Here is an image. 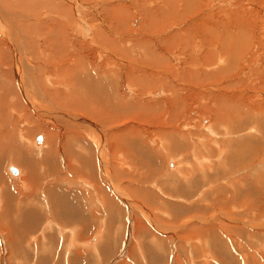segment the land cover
Listing matches in <instances>:
<instances>
[{
    "label": "rangeland",
    "instance_id": "374dc122",
    "mask_svg": "<svg viewBox=\"0 0 264 264\" xmlns=\"http://www.w3.org/2000/svg\"><path fill=\"white\" fill-rule=\"evenodd\" d=\"M3 1L4 0H0V9L2 11H4V12L8 11L9 13L13 14L16 10H18V4L17 3H19L20 0H18L19 2L17 0H6V3ZM78 1H80V0H78ZM208 1L210 3H208ZM63 2L66 3L67 8H68L67 12H66V18H65L66 20L64 21V23L67 24V29L65 28L66 34L68 35V41L70 43V46H72L73 49L75 48V50H73L72 47H70V46L68 47L71 49L69 51L73 52L72 55L75 54L76 51H79L78 56H80L81 58L83 57V59L84 60L86 59L88 62H90V64H92L94 61L98 62L99 60L100 61L98 63L96 62L97 64L103 63L106 61L104 59H108L109 57H111L110 59H112V57H113L114 62H109L111 60H109L108 62H109L111 67H114L112 69H114L115 72H118V73L121 71H130V70H132V71L135 70L137 72L139 70H142V71H147V73H150L151 71L153 72V70H155V72H157L155 77H154L156 79V83H153L152 86L151 85L147 86V89L140 90L137 86L133 87V85L130 84L131 86L130 85H125V86L119 85V88L117 86H115L113 89L114 90L113 92H115L114 94H116V91H117L116 89H118L119 93H121V94L126 93L125 99H127L129 102H131L133 104H135L136 100L139 99V98H137V99H135V98L139 97V96L141 98L143 97V100H139V101L152 103V104L159 103L162 105H164L166 103L168 104V102H171V99L174 100V98L176 97V99L174 101L176 102V104L178 103L179 106L176 105L175 102H173L172 107H171V105L168 106L166 104L167 105L166 108H163V109L160 108L159 110H156V111L150 110L151 112H148V111L143 110V116L145 114V115H147V118L145 121L142 122L143 126L140 123H138V124H140L142 127L145 126V128H149V129L150 128L151 129H157V128L158 129H161V128L164 129L165 126L168 130H171V128L172 129L174 128L173 130L177 131L178 133L176 132V134H174V136H171V138H173V140H175V141H174V143H170V140H169V143L171 144L170 146L174 147V145L177 144L176 141L178 139H179L178 143H180V141H182V140L183 141L181 142V145L179 147H176L174 149L175 151L173 149L172 150H164L163 146L164 145L167 146L169 144H165V143H163V141L167 142L168 138L171 139L170 136L168 134H167L168 136L165 134L166 135V137H165L163 133H162V136H161V134L159 136L158 135L151 136L150 139H148V142L146 145L147 147L145 150H147V152L140 150L138 153L136 150H133L134 154L132 153V155L134 157L132 156L133 159L132 158L131 159L135 163L137 162L136 164H138V165H140V160H141L143 162V163L141 162V165L143 164V166L144 165L145 166L144 167L142 166L143 168L141 167V165H140L141 168L138 166L139 169L136 170V172H135V170H133L130 166L131 160L129 159V157L128 158L125 157L126 163H124L122 165L123 167L122 166L119 167L118 171H120V172L119 173L116 172V173H118L117 176L113 172V169L111 167V161L112 160L114 162L116 161V158H118L116 156V153L118 151L123 154L122 155L123 157H124V155L126 156L127 154L122 150L125 148L124 147H121L122 149L119 148L118 151H115L116 153H113L114 155L112 153L110 154V151L107 152L108 153L107 154V156H108V163H107L108 167H107V169L109 170V173L111 172L110 173L111 175L109 177L112 180L114 178L115 181L116 180L119 181V182L116 181L118 183L117 189L122 187L126 191L125 196L119 195L118 193L114 192V194L118 197L115 200V205H117L116 209L119 211H117L115 209L116 211H114L112 213L111 211L108 210L109 208L104 203L103 199H105V198L102 199L103 200V204H102L101 198L93 197L94 201L96 200L95 205L97 204L96 205V208H97V216L96 217H90L88 215V213L85 211L84 216L81 214L82 218H77V215L75 214V213H77V211H76L75 213L70 212L69 215H73L74 218L68 217V221L65 222V219L62 218L63 216L57 214L56 220H58L59 222H64V226L62 225L61 226L62 228H60V225L56 221H54L52 219L48 221V219L44 218L45 213L42 212L41 201H40V195L41 194H39V197H38L39 199H37L38 203H37V201L32 200L31 204L29 206H33L34 208H37L38 210L40 209L41 211L39 210L40 212L38 213L40 216L39 219L40 220L43 219V221L41 220L42 222H40V220H37L39 222V223L37 222L38 223L37 229H39V227H41V228L39 230H36L34 228L33 229L34 234H31L30 237L33 238V236H34L35 242L38 243V241H39V244L40 243L43 244V242L45 244H46V242L48 243L46 245L45 244L42 245L44 247V248L42 247V249H40L39 244L37 245V247H38L37 250H39V251H36L38 253L36 255H38V257L41 255L38 258L40 261L38 259L34 260V258H33L34 252H32L33 250L28 248V246H27V249H25L24 251H23V249H16V247H14L15 245H12L14 243V238H15L14 235H10L11 238L7 239L5 232H2V230L0 229V264H9L10 260L11 259L13 260V257H15V259L12 261L14 264L15 263L21 264L22 262H23L22 264H32V263L36 264V262H40V264H67V262L69 260L74 261V263L71 262V264H123V262H124V264H145V263L146 264H204V263L205 264H264V119H263L264 116L258 115V117H257L258 120L251 119L254 116L252 117L250 115H245L244 119H242V120L240 118H238L239 116H237L238 120L234 119L232 121L231 118L233 115L236 117V114L238 115V113H240L239 115H241V113L243 111V109L239 110L238 107H235V105L237 103L241 104L240 102H242V101H243V103H246L248 101L247 96L243 95V94L244 93L251 94V92L249 89L247 90V88L244 86L243 87L242 86H237V87L235 86V87H226V88L221 87L222 85H224L223 83L225 81V80L223 81L222 79H224L225 78L224 75H227V74H225L226 71L224 73H220V74H218L219 72H217L218 70L224 71V67H226L225 69H227L229 67L228 68L229 71H227V73H229L232 70V68L233 69H240L239 71L241 74L244 73L243 71L246 68L248 69L246 74L249 73L250 75H251V73L249 71H251V72L252 71H256V72L258 71L257 73H260L261 72L260 70L263 69L262 70V72H263L264 68L261 65L264 63L263 62L264 61V39H261L260 36L259 37L257 36L256 38L254 36H250L249 41L232 40L231 45H230V46L233 45L232 51H238L237 53L239 56V61L236 64L234 63V65H231L227 61L225 62V60L227 58L226 55L223 56V59H218V60L215 59V61L211 62V60H213V58L211 57L212 53L208 54L205 52V50H199V51H196V55H193V59L195 62H197L196 64L200 65L199 67L197 65L195 67V64L190 63V61H192L193 59H191L188 62V64H189L188 66H186L185 63H184L185 65H184L182 63L183 62L182 60L187 59V55H185L187 52L183 51L182 53L180 52V53L176 54V56L174 55L172 57L170 56L168 59L167 58L163 59V62H164V63L162 62L163 66L161 65L160 67H157V68L156 67L151 68L150 66H153V65L151 63H149V61L146 59V58H148V56H146V55H144L145 57L143 55L141 56V53L137 50H135V52L132 51L135 47H131L133 45L131 42L134 43V42H139L142 40V43H143V42L149 41V39L153 42L154 40H156L160 37L166 38L167 40H170V41L171 40H174V41L177 40L175 42H179V37L181 35H182V37H186V35L184 36L183 34H185V33L187 34L186 31H184L183 34H182V32H179L181 30L183 31V29L187 25V23L183 22V21H181L180 23H177L174 20L171 21L172 22L171 25H169V24L164 25L162 30L159 31L158 33H157V31L151 32L150 30H148V28H149L148 24L150 23V20H151V16H149L150 12L152 13V15H154L156 13L154 16L160 15L159 17H163L165 15V18H168L167 15L165 14L168 11V6H167L168 3L166 2V0H81L80 3L83 2L82 5L84 4L86 7H81V5H79V7L78 6L76 7L75 5L73 6L74 0H68L67 2L65 0ZM162 2L165 5L162 4ZM195 2L197 5L201 2L200 7L198 8L199 9L198 12L202 13V12H206L208 10L214 9L215 7H218L217 5L221 2V0H201V1L196 0ZM243 2H244V4H243ZM253 2H254V4L252 3V0H250V1L248 0V2H246V0H235L234 2H232V1L230 2V6L232 9H239L240 6L245 5L243 8L240 7V9L242 11L241 14L243 15V17H245V18L248 17L247 19L250 18L249 20L250 21L252 20L253 24H257V26H259V23H261L262 26H264V16H263L264 15V0H253ZM8 3L14 9L6 10V9L2 8V6L3 7L5 5L8 6L7 5ZM2 4H4V5H2ZM114 5H116L119 8L118 9L119 11L121 10V12H126V13L128 12V14H129V17H128L129 20L127 19L128 21L126 24L127 25L126 30H124L125 27H121V29L119 30L118 25H117V29H114V31H110L111 29L108 27L104 28V26H107L109 24L107 21L109 19V15L111 14L109 9H111ZM119 5L121 8L119 7ZM238 5H240V6L238 7ZM164 6H166V7H164ZM249 6H250V8H248ZM244 8H246L245 9L246 13L244 12ZM247 8L249 10H247ZM250 9H252V10L250 11ZM257 10H258V12H257ZM43 12H45V11H43ZM198 12H194L191 15H194ZM243 12L245 13L246 16L244 15ZM252 12H253V14H252ZM74 13H80V15L83 18L88 20L91 24H95L96 27L94 25V27H92L91 29H88L87 25H85V24L83 25V23H82L81 26L82 25L85 26V28L88 29V31H86V33H87L86 35H84L83 33H80V31L78 29L76 30V25L73 23ZM69 14H72L73 16L72 15L70 16ZM116 15L117 14H115V16ZM28 16H30V15H28ZM148 17H150V19ZM252 17H254V18H252ZM255 17H256V19H255ZM39 18L40 17H38V19H37V23H39V21L40 22L43 21V20H41V18L40 19ZM69 18H70V20H69ZM100 18L104 19V21H107V23L104 22V25H102V23L100 24V22H99ZM75 19H76V21L79 22V19H77V18H75ZM30 20H31V22H34L32 19H30ZM20 21H21V17L18 16V17H16V20L14 22L16 23V22H20ZM27 21H29V20L27 19ZM27 21H26V19L25 20L23 19V23H27L26 25L29 24ZM71 21L73 24H71ZM147 21H148V23H147ZM67 22L68 23L70 22L69 23L70 26L68 25ZM78 22H76V23H78ZM55 25H57V26L55 27ZM74 25H75V27H74ZM17 26H18L17 31L20 33L22 40L24 39L22 42L26 47L28 45V43H27L28 38L30 36L32 37V34H34L35 31H36L35 34H37V32L39 34V32H40L39 28L37 29V26H35V29H36L35 31L33 30L34 28L29 27L30 29L25 28L26 29L25 31H27L28 33L24 35V34H21L22 32L19 30V26H21V25H17ZM52 26H53L55 31L56 30L60 31L61 30L60 27H64L56 21L54 23H52ZM58 26H59V29H58ZM160 27L161 26H159L157 28H160ZM15 28H17L16 25H15ZM97 28H98V30H97ZM31 29H32V32L30 31V33H29V30H31ZM100 30H105V32L107 30L108 32H106V34L109 35V37H110L109 39H111V41L114 42L115 46L117 45V43L120 44L119 47H121V49H124L122 51L124 53L121 54L122 52L114 51L112 49V47H111V52H106V51L99 52L100 49H105V50L109 49L108 51H110V46L107 45L104 40L99 39L94 35V33L96 31H100ZM73 31H76V32H73ZM56 32L53 31L54 35L56 34ZM92 32H94V33H92ZM89 34H90L91 38H93V39L97 38V39H95V42L97 41L96 44H93L90 41V39H88L90 37ZM179 34H180V36H179ZM59 36H60V40H61L62 35L58 34L57 38ZM176 37H177V39H176ZM0 38L2 39L3 37L0 36ZM233 42H235V43H233ZM73 43H77L78 45L77 44L74 45ZM130 43H131V45H130ZM237 44H238V46H237ZM38 46H39L38 49L40 50V48L42 47L41 43H39ZM75 46L76 47L81 46L82 51L77 49ZM84 47H86V48L83 49ZM127 48H129V49H127ZM93 52H94V55H93ZM112 54H113V56H112ZM56 55H61V54H56ZM56 55L54 54L51 56V57L54 56L53 58L56 60L49 61L50 67L46 68V69H48L47 70L48 72L51 71L53 69V67H55V69H57V66L61 65V63L59 61V57ZM183 55H185V56H183ZM241 55H242V57H241ZM253 55H255V56H253ZM39 56H41V53H39ZM55 56H56V58H55ZM202 56L204 57V59ZM257 57H259L258 62H254L253 59H255ZM53 58H50V60H52ZM244 58H245V60H244ZM207 59H208V61H207ZM166 60H167V62H166ZM35 61H39V59L37 60V59L33 58L32 62H35ZM243 61H245V62H243ZM51 62H52V64H51ZM111 63H112V65H111ZM221 64H222V67H221L222 69L218 67V66H221ZM237 64L240 65L241 67L238 68L239 66ZM115 65H116V67H115ZM214 66H216V67H214ZM128 67H131V69ZM177 67L180 69V71H181L180 73H178L179 70H176V69H178ZM191 69H194V70H191ZM206 69H208V71H206ZM209 69H212V71ZM215 69H217V71ZM187 71H188V73H194V74L197 73L195 82L202 79L201 75L204 76L203 78H205V79H203V81L201 83L202 85L204 84L203 87L201 84H200L201 85V87H200L198 82L196 85L190 84V82H189L190 77L188 75H186V74H188ZM183 73L185 74V76ZM206 73L208 74L207 77H205ZM209 74L211 76H209ZM246 74L244 73V75H241V76L237 77L236 79L239 80V78H240V80L242 81L246 77ZM41 75H43V73H41ZM161 75H162V77H161ZM216 75H217V77L219 76V78H217ZM257 76H258V74H257ZM163 77L168 79L167 80L168 82H166L165 80H162ZM211 77H213V80L216 83L218 81L220 82V80H221L222 83L220 82V84H222V85H219V82L217 84L213 83V80L211 79ZM182 78H184V79H182ZM214 78H217V79L215 80ZM220 78H222V79H220ZM205 80L207 82L206 84H205ZM231 80L233 81V77ZM171 82H172V85L174 87H176L177 89H175L174 87H172V88L168 87ZM241 83L244 84L243 81ZM97 84H99L97 86V87H99V89L97 88L98 93L101 92L102 89L103 90L105 89V87L103 85H100L101 84L100 82H97ZM247 85H249V83ZM254 85H255V83H254ZM127 86H129L130 89L132 90L131 93H129L127 91V89H126ZM109 88H110L109 94L110 93L113 94L111 87H109ZM215 88H217V89H215ZM189 89H195L197 91H192V90L190 91ZM141 91H144V92H141ZM67 92H69V89ZM216 92H217V94H216ZM218 92H220V93H218ZM227 93H229V94H227ZM252 93L259 94L260 96L261 95L264 96V92L260 93V91H253ZM86 94H88L87 89H86ZM133 94H134V96H133ZM200 94H202L201 97H200ZM207 94H209V97H206ZM224 94L232 95L233 97L231 96L230 99H222V96ZM210 95H211V97H210ZM236 95H240L241 100L238 97H236ZM44 96H45V94H44ZM245 96H246V98H245ZM183 97L186 100L185 99L183 100ZM212 97H214V98L212 99ZM102 98H105V97H102ZM205 98H207V99H205ZM234 98H237L238 102L233 100ZM107 99H109V98L107 97ZM198 99H202V100H198ZM177 100H179V101L177 102ZM196 100H198L199 102H196ZM163 101H165L164 104L162 103ZM194 102H195V104H194ZM107 103H108L107 101L100 103L99 104L100 109L108 108ZM201 103L206 104V105H204V108H203V105ZM214 103H216V104L218 103L217 104L218 112H214V110L216 111V108H217L216 104H214ZM174 105H176V107L177 106L180 107V108L177 107L179 112H181L180 114L177 111L174 112L176 110L175 109L176 107ZM210 105L211 106L215 105L216 106V107H214L215 109L213 108V106L210 108ZM54 106L56 107L55 104H54ZM134 107L136 108L134 110L135 112H137L138 110L140 111V109H141L137 106V104L133 105V108ZM225 107H227V108H225ZM61 108H65V107H61ZM61 108H58V109L60 110ZM209 108H210V110H209ZM205 109H208V110H205ZM62 110L65 112L67 110L69 116H72V117H67V118L65 117L64 118V117L54 116L55 118L53 117V120L48 119V120H46L45 123H47L48 126L50 124H51L50 126H53V125H55L56 127L59 126L60 128H58V127L57 128L59 129V132L61 135H63V134L67 135L68 139L71 137L72 140L69 139L70 142H68L70 144V145L69 144L68 145L70 148V157H71L69 159H70V162H72L73 165L76 167L80 166L79 165L80 163L78 160L79 154H81V155L85 154V152L82 150L83 148L86 149L85 147H88L87 148L88 151L91 154L94 153V148L91 145L86 146V143H87L86 141H90L86 135V129H87L86 126L87 125H85V124L87 122L93 123L100 128L99 131H101L100 134L102 136V140H103V143L105 144V147L107 144L106 139H108L106 136L107 132H109L111 130L114 131L115 129H116L115 131H119L122 128H124L130 124V123L128 124V122L130 120L128 122L127 121H125V122L121 121L119 123H118V121L117 122L114 121V122L109 123L110 126H108V124H105V126H104L100 122L99 117H97V118L91 117V115H93V116L96 115V112H97L96 109H94L95 112L91 115H89L88 110L84 111L82 108H77V109L66 108V109H62ZM212 110H213V112H212ZM193 111H194V113H193ZM209 111H211V112H209ZM221 112H223V113H221ZM31 113H33V112H31ZM128 113H130V112H128ZM172 114H173V116H172ZM36 115L40 117L39 113L35 110L34 111V117L32 116L33 118L30 117V119H29L30 126H29V124H27L28 126L25 124L28 128L32 127L31 129H33L34 128L33 124L35 125L37 122L36 119L39 120V118H36L37 117ZM76 115H77V117H76ZM174 116L175 117L177 116V118H175V120H174ZM201 117H203V118H201ZM153 118L156 120H154ZM169 118L172 119V121ZM219 118H222V119H220L221 122L219 121ZM33 119L36 122H34ZM189 119H190V121H189ZM164 120H166V121H164ZM212 120H213V122H212ZM214 120L216 123L214 122ZM32 121H33V123H31ZM133 121L135 122V120H133ZM228 122H230V123H228ZM48 123H50V124H48ZM132 124H136V123H132ZM216 124L219 126H217ZM228 124H229V126H227ZM65 125H66V127H65ZM245 125H246V127H245ZM162 126H164V127H162ZM225 126H227V127H225ZM106 127L108 129H106ZM116 127H118V128H116ZM231 127H232V130H231ZM237 127H238V130H237ZM241 127L243 128L242 130H241ZM216 128H218L219 130L216 131L217 130ZM223 128L224 129L226 128V129L224 130ZM76 131H77V133H76ZM231 131L233 132V134L231 133ZM183 132H185V133L183 134ZM187 132L189 134H187ZM31 133H32L30 135L31 138H30V136H28L29 140H27V138H25V140H27V141L23 142V147L27 146L28 148L30 147L29 149H32L31 148L32 145L30 142L28 143V141H31L33 137L35 140V142H34L35 147L42 146L43 140H44L43 139L44 134L43 133H37V135H36V131H33ZM66 133H68L69 136ZM151 133L153 134V132H151ZM75 134H77L78 137ZM122 134H124V132ZM145 134H147V133H145ZM202 134H204V135H202ZM208 134L210 136H207ZM65 135H63L64 138H66ZM37 136H42V140L40 142H37V140H36ZM110 136H114V133L111 132ZM188 136H190V137H188ZM191 136L193 138H191ZM203 136H204V138H202ZM224 136H225V138H224ZM140 137H142V136H140ZM187 137L189 138L190 141L187 140L188 139ZM76 138H78V139H76ZM211 138L212 139L215 138L216 140L218 139L219 142L214 141L215 139H213L212 141H214V142H212L210 140ZM233 138L235 141L233 140ZM224 139H227L226 143H224L226 141ZM194 140H195V142H194ZM161 141H162V143H160ZM207 141H211V142L206 143ZM183 142L184 143L186 142L187 144L186 143L184 144ZM75 143H77V144H75ZM90 143L93 144L92 141H90ZM71 144L73 145V147ZM199 144H201V145H199ZM207 144H209V145H207ZM78 146H79V148H78ZM79 149H81V151ZM82 151H83V153H82ZM111 151H113V150H111ZM167 152H168V154H167ZM31 153H33V151H31ZM145 153H147V155ZM138 154L141 156V157L139 156L140 159L137 156ZM147 156L149 157L148 159H147ZM232 156H234V157H232ZM162 157H164V158L162 159ZM143 158H145V159H143ZM117 161L120 162V160H117ZM52 162H55L53 160V158H52ZM66 164H67V162H66ZM125 164H127V165H125ZM8 165H10V166H8ZM8 165H7L8 168L11 166H14L17 169V173L13 174L10 171V168L9 169L6 168L5 169L6 173L4 170L5 176H6V174H7V176L10 175V177H12L10 179H14L16 186H17L18 185L17 183H19V180H17V178L19 176V168H18L19 166L18 165L16 166V164L15 165L14 164H8ZM77 165H79V166H77ZM95 167H96L95 171H92V172L90 171L86 176H90L89 181L94 180L93 181L94 183L101 186L100 192H102V194H105V192H106L108 195V193H110L109 192L110 187L113 186L111 184L112 182H109L107 180L106 173H104V171H102V169L99 167V165H97ZM60 168H61V166H60ZM234 168L236 169V171ZM129 169L131 170L132 173L129 172L130 171ZM143 172L147 173V175H145L144 178H146V179L148 178L149 182H142L140 184H137L134 181V178L137 176V173L139 174V173H143ZM91 173H94V176H92ZM135 173H136V175H135ZM83 174H84L83 169H80L78 172H76V174L74 172H70V174H69L70 180L69 181H62L61 183L59 182L58 186H51V188H53V189L50 188V193H51V195H53V194L57 195V196L55 195V198L57 197L60 206L66 204L65 208H60V209H62V211H66L68 213L69 209L72 208L71 205L76 206L78 204V201L81 200V198H82L81 195H79L78 193L73 195L72 193L70 194V192L67 195L66 190L70 189L69 186L72 184V181L77 178V176H80ZM63 175H64L63 169H62V171H60V169L57 168L56 174H54L53 177H51L49 179L47 178L46 180L41 182L42 185L40 184L41 185L39 187L40 190L41 191L44 190L46 187L49 186V184H53L50 181L54 182L55 179H57ZM119 177H120V179H119ZM189 177H192L191 180ZM15 178H16V180H15ZM201 179H203L204 181ZM206 179H207V181H206ZM210 179H212V180H210ZM143 181H145V179H143ZM81 184H83V183L77 180V183H75V184L73 183L72 185H75L74 187H77V188L85 189V191H88L87 189H90V191L92 193L91 187L89 188V186H86V185L84 186ZM109 184H111V186ZM238 184H240L241 186ZM132 186H135V187L139 186V187L136 188V190L131 191ZM157 186L160 189L157 188ZM62 187H63V189H60ZM22 191L26 192V193L29 192L27 189H22ZM236 191L239 193H237ZM58 194H60L61 196ZM62 195H64V197H66V198L69 197L68 200L64 199V198L62 199ZM130 195H131V197H129ZM126 196H128L129 199L125 198ZM141 196L144 197L143 199L146 200L147 202H149V204H150V206H149L150 208L149 209L146 208V210L147 209L150 210V211H148V210L147 211L149 213L151 212L150 214L152 216L155 215L156 213L158 214V215L156 214L158 216V218L156 217V220H155V218H154V220L159 221L160 224H158V222H156V225H159V227H161V228H154V226L152 224H150L148 222V220H146V218L145 219L143 218L142 212L140 211V209L137 206H134L135 204L132 201V199L141 201V200H143ZM108 199L111 201L110 197H108ZM124 199L127 201H125ZM129 200H130V202H129ZM82 201L85 202L84 200H82ZM120 201H121V203H120ZM165 201H166V203H165ZM58 202H57V204H58ZM68 202H71L72 204L68 203ZM13 203H15V202L13 201ZM61 203H63V204H61ZM95 205L93 203H91V206L94 209H95ZM86 207H87V205H86ZM86 207H84V205H83L84 210H86ZM119 207H121V208H119ZM153 207H155V208L152 209ZM143 208H144V206H143ZM84 210H82L83 213H84ZM153 210H154V212H153ZM62 211H60V212H62ZM159 212H161V213H159ZM172 212H173V215L171 214ZM41 213L43 214V216ZM138 213L141 215V217H139L140 215ZM25 214L26 213L23 212L22 215L24 216ZM75 215H76V217H75ZM135 215H137V216L139 215L138 218H141V222L143 224L148 225V229H144V228H142L141 230L138 229L136 223H133L134 220H137ZM125 216H128V217H125ZM171 217H172V219H171ZM18 220H19L18 221L19 223L21 221H23L22 217H20V218L18 217ZM119 221H121V222H119ZM49 222H51L50 225L48 224ZM107 222H108V224H106ZM161 223L165 224L166 228ZM67 226H69V227H67ZM133 226H135V227H133ZM26 228H29V227H26ZM26 228L23 229L21 226L20 227L17 226V228L15 230L17 231V234H19L18 236H21L24 239L29 238L25 234V231L27 230ZM133 228H134V230H133ZM145 228H147V227H145ZM29 229H31V228H29ZM143 229H144V231H143ZM160 229L163 230L162 233H160L161 232ZM174 229L176 231H174ZM207 229H209V230L207 231ZM56 230H57V232H56ZM166 230H167V232H166ZM34 231H36V232H34ZM171 231H172V233H171ZM149 232H151V233L157 232L156 234L160 237L158 239V241L154 240V238H152L153 237L152 234ZM30 233H32V232L29 231L28 234L30 235ZM48 234L52 236V238H53L52 242H50L47 238H46V240H43V238H45L46 236H49ZM73 234H75V235H73ZM146 235H148L147 238H146ZM71 236L74 239L73 240L74 246L73 247L71 246L70 247L71 249L70 248L68 249L67 244L70 241L69 237H71ZM94 237L98 238V239L96 241L92 240ZM2 238H4V239H2ZM149 238L151 241L149 240ZM172 238H174V239H172ZM20 239L21 238H18L16 236V242H17V240L19 241ZM86 241L88 242V244H85ZM5 242L7 244H5ZM150 242L153 243L154 245L151 244ZM8 243H9V245H8ZM10 243H11L12 247L10 246ZM99 243H100V245H99ZM129 243H130V245H129ZM93 244H98L96 246L98 248L90 246ZM33 246H35V244ZM52 246H54L53 249H52ZM140 246H141V248H139ZM6 247L9 249H7ZM50 249L52 252H54L53 254H52V252L50 253V251L49 252L47 251ZM13 250H14V252H12ZM16 250L18 251V254H19L18 258H17ZM58 250L61 251V254H60V251H58ZM66 250H67V252H65ZM76 250H80L81 255L77 254ZM144 250L146 251L147 255L145 254ZM22 251L23 252L28 251V256L31 255L32 258H31V256L30 257H24L25 255L23 254ZM95 251L99 252V256L96 255ZM106 252H107V254H106ZM13 255H15V256H13ZM132 255H134V256H132ZM148 256H150V257H148ZM59 257H60V260H59ZM27 258L28 259L31 258V260L30 259L28 260ZM16 259L18 261H16ZM21 259H23L26 263H24V261ZM55 260H57V261H55ZM62 260H64V261H62ZM37 264H39V263H37Z\"/></svg>",
    "mask_w": 264,
    "mask_h": 264
},
{
    "label": "bare ground",
    "instance_id": "6f19581e",
    "mask_svg": "<svg viewBox=\"0 0 264 264\" xmlns=\"http://www.w3.org/2000/svg\"><path fill=\"white\" fill-rule=\"evenodd\" d=\"M63 1H65V0H20V2L18 1L19 3H17L18 4V10H16V11L14 10L15 12L13 14L12 13H9L8 11H5L6 12L5 13L4 11H2L0 9V36L3 37L2 39L0 38V229L2 230V232H5V234L7 236V239L11 238L10 235H14L15 238H14V243L12 245H15L14 247H16V249H23V251H24L25 249H27V246H28V248L32 249L33 250L32 252H34V254H33L34 260L35 259H38L41 256L40 255L38 257V255H36V254H38L36 251H39V250H37L38 249L37 245L39 244V241H38V243L35 242L34 236H33V238L30 237V236H31V234H34L33 233V229L34 228L36 230H39L41 228V227H39V229H37L38 228V223H39L37 220H40L39 219L40 216H39L38 213L41 210L39 209L40 210L39 211L37 208H34L33 206H29L31 204V201L32 200L37 201V199H39L38 198L39 197V194H41L40 195V201H41L42 212L45 213L44 214V218L48 219V221L51 220V219L54 220V221H56L60 225V228H62L61 227L62 225L64 226V222H59L58 220H56V215L57 214L58 215H62L63 216L62 218L65 219V222L68 221V217H73L74 218V216L73 215H69V213L70 212H74L75 213L76 211H77V213H75V214L77 215V218H82V215L83 216L85 215V211L88 213V215L90 217H96L97 216V208H96V205L97 204L95 205L96 200L94 201L93 197L101 198V200L103 198H105V199H103L105 205L109 208L108 210L113 213L114 211L117 210L116 209V206L117 205H115V200H116V198H118L114 194V192L115 193H118L119 195L125 196L126 195V191L122 187L117 189V187H118V183L117 182H119V181L116 180L117 181L116 182L115 179L112 176L111 177L113 178V180L109 177L111 175L110 174L111 172L109 173V170L107 169V167H108L107 166V163H108V156H107L108 153L107 152L110 151V154L111 153L113 154V153H116L115 151H118L119 148L120 149H122L121 147H124L125 148V149H122V150L127 154L126 156L124 155V157H123L122 156L123 154L118 151L116 153V156L118 157V158H116V161L115 162L113 160L111 161V167H112L113 172H114V174L116 176L120 172V171H118L119 167H121L124 163H126L125 157H127V158L129 157V159L131 160L130 166L136 172V170L139 169L142 161L140 160V165H138V164H136L137 162L135 163L132 160L133 159L132 158V156H133L132 153L134 154V151L133 150H136L138 153H139L140 150H142L144 152H147V150H145V149L147 147L146 145H147L148 139H150L151 136H155V135H158L159 136L160 134L162 136V133H163L165 137L168 134L170 136V138H171V136H174V134H176V132H177V131L173 130L174 128L173 129L171 128V130H168L166 128V126H165V128L167 130L165 128L164 129L163 128H161V129H158V128L157 129H151L150 128L149 129V128H145V126L142 127L143 126L142 125L143 124L142 122L145 121L146 118H147V115L144 114V116H143V110L148 111V112H151L150 110L156 111V110H159L160 108H162V109L163 108H166L167 105L168 106L171 105V107H172V104H173V102H175L174 100L176 99V97L174 98V100L171 99V102H168V104L166 103L167 105L164 104L165 101L162 102L164 105L159 104V103L152 104V103H147V102L139 101V100H143V97L142 98L140 96L139 97H136L135 99H137V98H139V99L136 100L135 104H137V106L139 108H141V109H140V111L138 110L137 112H135L134 110L136 108L135 107L133 108V105H135V104H133V103L129 102L127 99H125L126 93L125 94H121V93H119L118 89H116L117 90L116 91V94H114L115 92H113L114 91L113 89H114L115 86H117L119 88V85H124L125 86V85H130V84H132L133 87L134 86L135 87L137 86L140 90L147 89V86H149V85L152 86L153 83H156V79L154 77H155V75H156L157 72H155V70H153V72L151 71L150 73H147V71H142V70H139L138 71L139 73L137 71H135V70L134 71H132V70H130V71H121V72L118 73V72H115V70L112 69L114 67H111L110 64H109V62H114L113 61V57H112V59H110L111 57H109L108 59H104L106 61L103 62V63L97 64L100 61L98 59L99 60L98 62L97 61H94V62L92 61L93 63L90 64V62H88L86 59L84 60L83 57L81 58L80 56H78L79 55L78 54L79 51H76V53L72 55L73 52L72 51H69L71 49L68 48L70 46V43L68 41V35L66 34V30H65V28L67 29V24L64 23V21L66 20L65 18H66V12H67V9L68 8H67L66 3L63 2ZM67 1L68 0H66V2ZM80 1L74 0L73 6L75 5L76 7L77 6L79 7V5H81V7H86L84 4L82 5L83 2L80 3ZM195 1L196 0H166V2L168 3V5H167L168 6V11L165 14L167 15L168 18H165V15L163 17H159L160 16L159 14H158L159 16H154L156 13L154 15H152V13L150 12V14H149V16H151V20H150V23L148 24V26H149L148 30H150L151 32L157 31V33H158L159 31L162 30V28L164 27V25H168V24L171 25V23H172L171 21L172 20L176 21L177 23H180L181 21H183V22H186L187 25L184 27L183 31L181 30L179 32H182V34H183V32L186 31L187 34L186 33L183 34L184 36L186 35V37H182V35L180 36V34H179V36H180L179 37V42H175L177 40H175V41L174 40H171L170 41V40H167L166 38H163V37H160V38L154 40L153 42L150 39H149V41H146V42H143V43H142V40L139 41V42H134V43L131 42L134 45V46L132 45L131 47H135L132 51L135 52V50H137V51H139L141 53V56L142 55L143 56L144 55L148 56V58H146V59L149 61V63H151L153 65V66H150L151 68L152 67L153 68L154 67L157 68V67H160L161 65L163 66V63H164L163 62V59H165V58L168 59L170 56L172 57L174 55L176 56V54H178L180 52L182 53L183 51H186L187 52L185 55H187V59L188 60L187 59L186 60H182L183 61L182 63L183 64L185 63L186 66H188L189 65L188 62L191 59H193V55H196V51H199V50H205V52L208 53V54H211L212 53V56L211 57L213 58V60H211V62L215 61V59H217V60L218 59H223V56L226 55L227 58H226L225 62L227 61L231 65H234V63L236 64L239 61V56H238V53H237L238 51H232V49H233L232 46L233 45L230 46L232 40H246V41H249L250 36H254L255 38L257 36L258 37L260 36L261 39H264V26H262L261 23H259V26H257V24H253L252 20L251 21L249 20L250 18L247 19L248 17L245 18L241 14L242 11H241L240 7L243 8L245 5H243V6L238 5V7L240 6L239 9H232L231 6H230V2L231 1L234 2L235 0H221V2L217 5L218 7H215L214 9L208 10L206 12L199 13L198 12L199 11L198 8L200 7V3L201 2L197 5ZM3 2L6 3V0H4ZM246 2H248V0H246ZM208 3H210V2L208 1ZM252 3L254 4L253 0H252ZM162 4H164V3L162 2ZM243 4H244V2H243ZM2 5H4V4H2ZM7 5L8 6L5 5L7 8L5 6L4 7L2 6V8L3 9H6V10H8V9H14L9 3ZM119 7H120V5H119ZM164 7H166V6H164ZM248 8H250V6ZM248 8H247V10H249ZM118 9L119 8L116 5H114L111 9H109V11L111 12V14L109 15V19L107 20L109 24L107 26H104V28H107L108 27V28L111 29L110 31H114V29H117V25H118L119 30L121 29V27H125L124 30H126V28H127V25L126 24H127V21L129 20L128 19L129 14H128V12L127 13L126 12H121V10L119 11ZM245 9L246 8H244V12L246 13ZM251 10L252 9H250V11ZM43 11H45V12H43ZM194 12H198V13H196L194 15H191ZM257 12H258V10H257ZM245 13H244V15H245ZM72 14H69V15L71 16ZM115 14H117V15L115 16ZM252 14H253V12H252ZM28 15H30V16H28ZM18 16L21 17V21L15 23L14 21L16 20V17H18ZM38 17H40L41 20H43V21H41V22L39 21V23H37ZM29 18L32 19L34 22H31V20ZM75 18L79 19V22L80 23L78 21H76ZM148 18L150 19V17H148ZM252 18H254V17H252ZM23 19L24 20L26 19V21L28 19L29 21H27V22L29 24L26 25L27 23H23ZM73 19L75 21V22L73 21V23L76 25V30L78 29L80 31V33H83L84 35L87 34L86 31H88V29H91L95 25V24H91L88 20H86L85 18H83L80 15V13H74ZM255 19H256V17H255ZM54 20L56 22H58L59 24H61L62 26H64V27H60L61 28L60 31L59 30L58 31L56 30L57 31L56 32L54 30V28L52 26V23L55 22ZM69 20H70V18H69ZM107 21H104V19L100 18V21L99 22H100V24L102 23V25H104V22L107 23ZM76 22H78V23H76ZM69 23H68V25H69ZM73 23L71 21V24H73ZM82 23H83V25L84 24L87 25L88 29H86L85 26H83V25L81 26ZM147 23H148V21H147ZM14 24L16 25L17 28H15V25ZM17 25H21V26H19V30L22 32L21 34H24V35L28 33L27 31H25L26 30L25 28H29V27L31 28L32 27V28H34L33 30L35 31L36 30L35 29V26H37V29L39 28V30H40L39 34H38V32H37V34H35L36 33V31H35V33L32 34V37L30 36L28 38V40H27V43H28L27 47L22 42L24 39L22 40V38L20 36V33L17 31V29H18V26ZM75 25H74V27H75ZM56 26L57 25H55V27ZM159 26H161V27L160 28H157ZM95 27H96V25H95ZM58 29H59V26H58ZM97 30H98V28H97ZM30 31L32 32V29L29 30V33H30ZM53 31L56 32L55 35H54ZM73 32H76V31H73ZM106 32H108V31L106 30ZM106 32H105V30L96 31L95 33L92 32V33H94V35L97 38L104 40L106 42V44L110 46V51H108L109 49L108 50L100 49L99 52H101V51L102 52L103 51L111 52V47H112V49L114 51L122 52L124 49H121V47H119L120 44H118V43H117L118 46L117 45L115 46L114 45V42H112L111 39H109L110 37H109V35L106 34ZM58 34L62 35L61 36L62 37L61 40H60V36L57 38ZM89 36H90V34H89ZM97 38H95V39H97ZM88 39H90V41L93 44H96V42H97V41L95 42V39L91 38V36ZM176 39H177V37H176ZM39 43H41V45H42V47L40 48V50L38 49L39 48V46H38ZM131 43H130V45H131ZM233 43H235V42H233ZM73 44L76 45L77 43H73ZM237 46H238V44H237ZM70 47H72V46H70ZM76 48L79 49L80 51H82V47L81 46H77ZM85 48L86 47H84L83 49H85ZM72 49H73V47H72ZM127 49H129V48H127ZM73 50H75V48ZM39 53H41V56H39ZM123 53L124 52H122L121 54H123ZM54 54L55 55L56 54H61V55H56V56L59 57V61H60L61 65H58L57 66V69H55V67H53V69L48 72L47 71L48 69H46V68L47 67H50L49 66V63L50 62L49 61L56 60V59L53 58L54 56L51 57ZM93 55H94V52H93ZM185 55H183V56H185ZM242 55H241V57H242ZM56 56H55V58H56ZM112 56H113V54H112ZM253 56H255V55H253ZM33 58L34 59H37V60L39 59V61L32 62V59ZM50 58H53V59L50 60ZM245 58H244V60H245ZM203 59H204V57H203ZM258 59H259V57L255 58L253 60H254V62H258ZM109 60H111V61H109ZM207 61H208V59H207ZM166 62H167V60H166ZM243 62H245V61H243ZM190 63L191 64H195V67H196V65L198 67L200 66V65L196 64L197 62H195L194 59L192 61H190ZM51 64H52V62H51ZM111 65H112V63H111ZM216 66H214V67H216ZM238 66H239L238 68L241 67L240 65H238ZM261 66H263V68H264V63ZM115 67H116V65H115ZM218 67L221 68L222 67V64H221V66H218ZM128 68L131 69V67H128ZM225 68L226 67H224V71H222V70H218L217 71V69H215L217 72H219L218 74L224 73L226 71L225 74H227V75H224L225 78L222 79L224 76L222 78H220L223 81L225 80L224 83H223L224 85L220 84V82H221L220 79H219L220 82L217 80L219 82V85H222L221 87L226 88V87H235V86L236 87L237 86H242L243 87L244 86V87L247 88V90L249 89L250 92H251V94H249V93H247V94L244 93L243 94L242 93L243 95H246L247 96V100L248 101L246 103H243V101H242V102H240L241 104L237 103L235 105V107H238L239 110L240 109H243V111H242L241 115H239L240 113H238V115L236 114V117L233 115L232 118H231L232 121L234 119H237V116H239L238 118H240L241 120L244 119L245 115H250L252 117L254 116L253 118H251L253 120L254 119L255 120H258V118H257L258 115H263L264 116V96L261 95L262 96L261 97L259 94L252 93L253 91H260V93L261 92H264V71L262 72L263 69L260 70L261 71L260 73H257L258 71L257 72L256 71H252V72L249 71L251 73V75H250L249 73L246 74V72L248 71V69L246 68L243 71L246 74V77L245 78L243 77L244 80H242V81L244 82V84H242L241 83L242 81L240 80V78H239V80L236 79L237 77H239L241 75H244V73L243 74L240 73V71H239L240 69H233L232 68V70L229 73H227V71H229V69H228L229 67L227 68L228 70L225 69ZM194 69H191V70H194ZM176 70H179L178 73L181 72L179 68L176 69ZM209 70L212 71V69H209ZM188 71H187V73H188ZM206 71H208V69H206ZM41 73H43V75H41ZM257 74H258V76H257ZM186 75H188L190 77L189 82L192 85H196L197 82L200 85L202 83L203 79H205V78H203L204 76L201 75L202 79L199 80V81H197V82H195L196 81L197 73L196 74H194V73H188ZM184 76H185V74H184ZM207 76H208V74L206 73V76L205 77H207ZM209 76H211V75L209 74ZM161 77H162V75H161ZM216 77H217V75H216ZM232 77H233V81L231 80ZM217 78H219V76ZM217 78H214V79L216 80ZM182 79H184V78H182ZM211 79L213 80V77H211ZM162 80H165L166 82H168L167 81L168 79H166L165 77H163ZM97 82H100L101 83L100 85H103L105 87V89L104 90L102 89V91L100 90L101 92H99V93L97 92V88L99 89V87H97L99 85V84H97ZM206 83L207 82L205 80V84ZM213 83H216V82H214V80H213ZM248 83H249L250 86L247 85ZM254 83H255L256 86L254 85ZM201 85H200V87H201ZM203 85H202V87H203ZM109 87H111V90H112L113 94L112 93L109 94V90H110ZM168 87L169 88L174 87L172 85V82L169 84ZM174 88L177 89L176 87H174ZM68 89H69V92L70 93L67 92ZM86 89L88 91V94H86ZM126 89H127V91L129 93L132 92V90L130 89L129 86H127ZM215 89H217V88H215ZM189 90L190 91L191 90L192 91H197L195 89H189ZM144 91H141V92H144ZM218 93H220V92H218ZM44 94H45V96H44ZM216 94H217V92H216ZM227 94H229V93H227ZM133 96H134V94H133ZM201 96H202V94H200V97ZM231 96L232 95H226V94H224L222 96V99H230ZM246 96H245V98H246ZM102 97H105V98H102ZM107 97L109 99H107ZM206 97H209V94H207ZM210 97H211V95H210ZM236 97H238L239 99L241 98L240 95H236ZM213 98L214 97H212V99ZM184 99L185 98L183 97V100ZM205 99H207V98H205ZM198 100H202V99H198ZM198 100H196V102H199ZM233 100L237 101V98H234ZM104 101H107L108 102L107 103L108 104V108L100 109L99 104L100 103H103ZM178 101L179 100H177V102ZM54 104L56 105V107L54 106ZM175 104H176V102H175ZM194 104H195V102H194ZM214 104H216V103H214ZM217 104H216V106H217ZM176 105L179 106L178 103ZM176 105H174V106L176 107ZM202 105H203V108H204V105H206V104H202ZM212 106L210 105V108ZM216 106L214 105L213 108L216 107ZM57 107L58 108L65 107V108H61L59 110ZM177 107L175 108L176 110L174 112H176V111L179 112L178 108H180V107H178V108ZM66 108H72V109L82 108L84 111L85 110H88L89 111V115L93 114L95 112L94 109H96L97 110L96 115L95 116L91 115V117H96V118L99 117L100 122L104 126H105V124H108V126H110L109 123L114 122V121L115 122L118 121V123H119L121 121H124V122L127 121L128 122L130 120L128 122V124L129 123L130 124L128 126L122 128L119 131H115L116 130L115 129L114 131L111 130V131L107 132L106 136H107L108 139H106L107 144H106V147H105V144L103 143V140H102V136L100 134L101 131H99L100 128L97 125L86 121L87 122L85 124V125H87L86 126V128H87L86 129V135H87L88 139L90 141H92V143H93V144H91L90 141H86L87 142L86 143V146L91 145L94 148V153L91 154L88 151V149H87L88 147H85L86 149H84V148L82 149L81 148L85 152V154H83V155L79 154L78 160H79V163H80L79 165L80 166L77 165L79 167H76V166L73 165L72 162H70V159H69L71 157H70V148H69V145L70 144L68 142H70L69 139H71V137L68 139L67 138V135H65V134L62 133L66 137V138H64V136L61 135L60 132H59V129H58V128H60L59 126H57L58 127L57 128L55 125L50 126L51 124L48 123V124H50L48 126L47 123H45L46 120H48V119L49 120L50 119L53 120V117L54 116H56V117H64V118L65 117L66 118L67 117H72V116H69L67 110H66V112L62 110V109H66ZM210 108H209V110H210ZM225 108H227V107H225ZM34 109L39 113L40 117L36 115L37 116L36 118H39V120L36 119V121H37L36 122L33 119L34 122H36V124L35 125L33 124L34 128L31 129L32 127L28 128L27 127L28 126L27 124H29L30 117H32V116L34 117V111H35ZM205 110H208V109H205ZM31 112H33V113H31ZM128 112H130V113H128ZM209 112H211V111H209ZM212 112H213V110H212ZM214 112H218V106L216 108V111L214 110ZM180 113L181 112H179V114ZM193 113H194V111H193ZM221 113H223V112H221ZM172 116H173V114H172ZM76 117H77V115H76ZM175 118H177V116L176 117L174 116V120H175ZM201 118H203V117H201ZM220 119H222V118H219V121L221 122ZM263 119H264V117H263ZM133 120H135V122ZM154 120H156V119H154ZM170 120L172 121V119H170ZM164 121H166V120H164ZM189 121H190V119H189ZM131 122L132 123H136V124H132ZM212 122H213V120H212ZM214 122H215V120H214ZM31 123H33V121ZM138 123H140L142 126L140 124H138ZM228 123H230V122H228ZM29 126H30V124H29ZM217 126H219V125H217ZM227 126H229V124ZM227 126H225V127H227ZM65 127H66V125H65ZM107 127H106V129H108ZM162 127H164V126H162ZM238 127H237V130H238ZM245 127H246V125H245ZM116 128H118V127H116ZM216 129H215L216 131L219 130L218 128H216ZM242 129L243 128L241 127V130ZM231 130H232V127H231ZM33 131H36V135H37V133H43L44 134V136H43L44 137L43 138L44 139L43 140V145L40 146V147H35V145H34L35 140H34V137H33L32 140L30 139L31 141H28V143L29 142L31 143V145H32L31 148L32 149H29L30 147L28 148L25 145H24L25 147H23V142L24 141L26 142L27 140H29L28 139L29 138L28 136H30L32 134L31 132H33ZM111 132L114 133V136H110ZM123 132H124V134H122ZM151 132H153V134ZM185 132H183V134ZM76 133H77V131H76ZM145 133H147V134H145ZM231 133L233 134L232 131H231ZM66 134H68V133H66ZM187 134H189V133L187 132ZM75 135L77 136V134H75ZM202 135H204V134H202ZM68 136H69V134H68ZM140 136H142V137H140ZM207 136H210V135L208 134ZM188 137H190V136H188ZM25 138H27V140H25ZM30 138H31V136H30ZM191 138H193V137L191 136ZM202 138H204V136ZM215 138H213V139H215ZM224 138H225V136H224ZM76 139H78V138H76ZM213 139L211 138L210 140L212 141ZM41 140H42V136H41ZM169 140H170V143H174V141H175V140H173V138H171V139L168 138V141L167 142H164L163 141V143L169 144L167 146H165V145L163 146V149L164 150H172V149L174 150L176 147H179L181 145V142L183 141L182 140V141H180V143H178V140H179L178 139L176 141L177 144L174 145V147H173V146H170L171 144L169 143ZM187 140H189V138ZM224 140H226L224 142V143H226L227 142V139H224ZM233 140H234V138H233ZM40 141H37V142H40ZM211 141H207L206 143L211 142ZM214 141H218V139L217 140L215 139ZM214 141H212V142H214ZM194 142H195V140H194ZM160 143H162V141ZM75 144H77V143H75ZM201 144H199V145H201ZM207 145H209V144H207ZM79 146H78V148H79ZM72 147H73V145H72ZM81 149H79V150L81 151ZM111 150H113V151H111ZM31 151H33L34 154L31 153ZM83 151H82V153H83ZM145 154L147 155V153H145ZM167 154H168V152H167ZM137 156L139 158L140 155L138 154ZM232 157H234V156H232ZM52 158H53V160L55 162H52ZM148 158L149 157L147 156V159ZM163 158L164 157H162V159ZM143 159H145V158H143ZM117 160H120V162L117 161ZM66 162H67V164H66ZM8 164H14V165L16 164V166L17 165L19 166L18 167L19 168V176L17 178V180H19V183H17L18 184L17 186H16V183H15L14 179H10V178H12V177H10V175L7 176V174H6V176H5V173H6V170L5 169L8 168L7 167ZM97 165H99V167L102 169V171H104V173H106L107 180L109 182H112L111 184L113 186H111V184H109L111 187H110V190H109L110 193H108V195H107L106 192H105V194H102V192H100L101 186L98 185V184H96V183H94L93 182L94 180L93 181L92 180L89 181L90 176H86L90 171L91 172L92 171H95V168H96L95 166H97ZM125 165H127V164H125ZM8 166H10V165H8ZM60 166H61V168H60ZM142 166H143V164L141 165V167ZM57 168H59L60 171H62V169H63L64 175L61 176V177H59V178H57V179H55L54 182L53 181H50L53 184H49L48 187H46L44 190L41 191L40 188H39L42 185L41 182H43L47 178L49 179V178L53 177V175L56 174ZM80 169H83L84 170V174L83 175H80V176H77V178L72 181V184L73 183L74 184L77 183V180H78V181H80V182L83 183L81 185L89 186V188L91 187L92 193H91L90 189H87L88 191H85V189H81V188L74 187L75 185H72L71 184L69 186V188H70L69 190L70 191L69 190H66L67 191L66 194L68 195L69 192H70V194L72 193L73 195L76 194V193H78L79 195L82 196V198H81V200H79L80 202L78 201V204L76 206H74V205L72 206L71 205L72 208L69 209V212L67 213L66 211H62V209H60V208H65V205L66 204L60 206L57 197L55 198V195L56 194L51 195L50 188H51V186H58L59 182L61 183L62 181H69L70 180V178H69L70 177L69 176L70 172H74L76 174V172H78ZM4 170H5V173H4ZM235 171H236V169H235ZM116 172H118V173H116ZM129 172H131V170ZM91 175L94 176V173H91ZM135 175H136V173H135ZM145 175H147V173H144V172L143 173H139V174L137 173V176L134 178V181L137 184H140L142 182H149V179L148 178L147 179L144 178ZM189 178L191 180L192 177H189ZM119 179H120V177H119ZM143 179H145V181H143ZM15 180H16V178H15ZM201 180H203V179H201ZM210 180H212V179H210ZM206 181H207V179H206ZM240 184H238V185H240ZM138 187L139 186H136V187L135 186H132L131 191L136 190V188H138ZM157 188H159V187L157 186ZM22 189H27L29 192H27V193L26 192H23ZM51 189H53V188H51ZM60 189H63V187L60 188ZM237 193H239V192H237ZM58 195H60V194H58ZM108 197L111 198V201L108 199ZM129 197H131V195ZM63 198L68 200L69 197L66 198V197H64V195H62V199ZM125 198H128V196H126ZM143 198L144 197H142V199ZM82 200H84L85 202H83ZM103 200H102V204H103ZM13 201L15 203H13ZM125 201H127V200H125ZM132 201L135 204L134 206H137L140 209V211L142 212V216H143L144 219L146 218V220H148V222L150 224H152L154 226V228H161V227H159V225H156V222H158V224H160L159 221L158 220L155 221L156 220V217L158 218V216H157L158 214L156 213L157 215L155 214V215L152 216L150 214L151 212L150 213L148 212V211H150V210H148L150 208L149 207L150 206L149 202H147L144 199L141 200V201L140 200H133L132 199ZM57 202H58V204H57ZM129 202H130V200H129ZM37 203H38V201H37ZM68 203H71V202H68ZM91 203H93L95 205V209L91 206ZM120 203H121V201H120ZM165 203H166V201H165ZM61 204H63V203H61ZM83 205H84V207H86V205H87L86 210H84ZM143 206H144V208H143ZM121 207H119V208H121ZM146 208H148L147 209L148 211L146 210ZM154 208L155 207H153L152 209H154ZM82 210H84V213H83ZM60 211H62V212H60ZM117 211H119V210H117ZM23 212L26 213L24 216L22 215ZM153 212H154V210H153ZM159 213H161V212H159ZM171 214L173 215V212ZM76 215H75V217H76ZM42 216H43V214H42ZM138 216L135 215V217L137 218V220H134L133 223H136V225H137V227H138L139 230H141L142 228L148 229V225L143 224L141 222V218H138ZM18 217L19 218L22 217L23 221H21L19 223L18 222L19 221L18 220ZM125 217H128V216H125ZM139 217H141V215ZM154 218H155V220H154ZM171 219H172V217H171ZM41 220L43 221V219H41ZM41 220H40V222H42ZM119 222H121V221H119ZM50 223L51 222H49L48 224L50 225ZM106 224H108V222ZM161 224H163V223H161ZM17 226L18 227L21 226L23 229L26 228V227L31 228V229L26 228L27 230L25 231L26 236L29 237V238L24 239L21 236H18L19 234H17V231L15 230L17 228ZM163 226H165V224H163ZM67 227H69V226H67ZM133 227H135V226H133ZM145 227H147V228H145ZM165 228H166V226H165ZM144 229H143V231H144ZM133 230H134V228H133ZM160 230H161L160 233H162L163 230L162 229H160ZM208 230L209 229H207V231ZM29 231L32 232V233H30V235L28 234ZM174 231H176V230L174 229ZM34 232H36V231H34ZM56 232H57V230H56ZM166 232H167V230H166ZM149 233H151V232H149ZM156 233L154 232V233H151V234L153 236L152 238H154V240H157L158 241V239L160 237ZM171 233H172V231H171ZM73 235H75V234H73ZM148 235H146V238H147ZM16 236L18 238H21L19 241L17 240V242H16ZM46 238L50 242L53 241V238H52L51 235L46 236L45 238H43V240H46ZM69 238H70V241L68 242V244L66 243L68 249L71 246L72 247L74 246L73 245V240L74 239L72 238V236L69 237ZM2 239H4V238H2ZM97 239L98 238H95L94 237L92 240H95L96 241ZM172 239H174V238H172ZM149 240H150V238H149ZM130 243H129V245H130ZM5 244H7V243L5 242ZM34 244H35V246H33ZM44 244H45L44 242H43V244H41V243L39 244L40 249H42V247H43L42 245H44ZM46 244H48V243L46 242ZM85 244H88V242L86 241ZM151 244H153V243H151ZM8 245H9V243H8ZM97 245L98 244H93V245H90V246L96 247ZM99 245H100V243H99ZM10 246H11V243H10ZM53 248H54V246H52V249ZM96 248H98V247H96ZM139 248H141V246ZM7 249H9V248H7ZM67 250L65 252H67ZM47 251L48 252L50 251V253L52 252L51 249L50 250H47ZM58 251H60V250H58ZM76 251H77L76 252L77 254H80L81 255V251L80 250H76ZM12 252H14V250ZM95 252H96V255L99 256V252H97V251H95ZM16 253H17V258H18L19 254H18V251L17 250H16ZM53 253L54 252H52V254ZM23 254L25 255L24 257H30L31 256V255L28 256V251L27 252L26 251L23 252ZM60 254H61V251H60ZM106 254H107V252H106ZM145 254L147 255L146 251H145ZM13 256H15V255H13ZM132 256H134V255H132ZM148 257H150V256H148ZM31 258H32V256H31ZM31 258H29V259L31 260ZM14 259H15V257H13V260ZM13 260L11 259L10 260V263ZM21 260H23V259H21ZM59 260H60V257H59ZM16 261H18V260L16 259ZM55 261H57V260H55ZM62 261H64V260H62ZM71 262L74 263L73 260H69L67 262V264H71ZM24 263H26V262L24 261ZM37 263L40 264V262H36V264ZM123 264H124V262H123Z\"/></svg>",
    "mask_w": 264,
    "mask_h": 264
},
{
    "label": "water",
    "instance_id": "95a60500",
    "mask_svg": "<svg viewBox=\"0 0 264 264\" xmlns=\"http://www.w3.org/2000/svg\"><path fill=\"white\" fill-rule=\"evenodd\" d=\"M36 140H37V141H40V140H41V136H37V137H36ZM10 170H11V172L14 173V174L17 173V169H16L14 166H11V167H10Z\"/></svg>",
    "mask_w": 264,
    "mask_h": 264
}]
</instances>
